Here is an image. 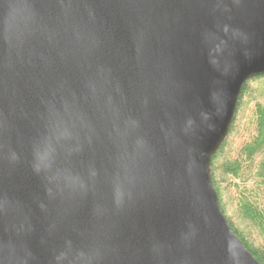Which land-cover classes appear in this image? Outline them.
I'll return each mask as SVG.
<instances>
[{"label":"water","instance_id":"obj_1","mask_svg":"<svg viewBox=\"0 0 264 264\" xmlns=\"http://www.w3.org/2000/svg\"><path fill=\"white\" fill-rule=\"evenodd\" d=\"M264 74V0H0V264H261L210 164Z\"/></svg>","mask_w":264,"mask_h":264},{"label":"trees","instance_id":"obj_2","mask_svg":"<svg viewBox=\"0 0 264 264\" xmlns=\"http://www.w3.org/2000/svg\"><path fill=\"white\" fill-rule=\"evenodd\" d=\"M262 81L264 74L243 85L229 132L212 156L210 174L229 225L264 264V102H250ZM246 106L250 113L244 126L240 122ZM232 134L243 138L233 147Z\"/></svg>","mask_w":264,"mask_h":264},{"label":"rangeland","instance_id":"obj_3","mask_svg":"<svg viewBox=\"0 0 264 264\" xmlns=\"http://www.w3.org/2000/svg\"><path fill=\"white\" fill-rule=\"evenodd\" d=\"M256 87H261V89H256L255 93L251 97L250 102H253V100H260L261 102H264V81L257 83ZM244 109V115L240 123L245 126V122L247 121L250 112L248 111L249 108L247 106L246 108L244 107ZM232 136L234 137H232L230 145L231 147L236 146L239 141L243 139L242 137H239V135H236L235 137V135L232 134ZM229 194H231V192H229ZM228 208L231 210L232 206H229Z\"/></svg>","mask_w":264,"mask_h":264}]
</instances>
